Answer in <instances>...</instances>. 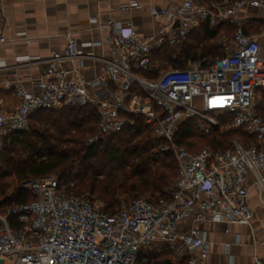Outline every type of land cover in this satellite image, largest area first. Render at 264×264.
Returning a JSON list of instances; mask_svg holds the SVG:
<instances>
[{"label": "built area", "instance_id": "built-area-1", "mask_svg": "<svg viewBox=\"0 0 264 264\" xmlns=\"http://www.w3.org/2000/svg\"><path fill=\"white\" fill-rule=\"evenodd\" d=\"M138 5L134 0L123 9ZM243 6L264 8V0H183L172 8L153 7L155 17L171 24L151 37L139 36L132 22L122 26L93 18L98 30L109 33L92 44L106 43L110 57L85 55L70 37L63 51L44 61L37 91L16 87L17 108L0 109V151L13 133L29 128L37 111L88 106L98 118L88 144L142 118L158 140L154 150L172 152L179 174L169 197L121 198L113 211L90 192L76 193L57 173L25 181L31 200L0 201V264H152L154 254L165 249L173 264H210L203 226L250 222V182L264 202V57L246 21L235 17ZM205 21H227L235 28L225 54L208 65L194 61L185 68H159L153 53L170 46L175 58ZM93 57L100 66L87 77L81 63ZM222 118L247 141L233 138L227 148L197 152L178 143L186 120H194V131L209 135ZM252 264H264V255Z\"/></svg>", "mask_w": 264, "mask_h": 264}, {"label": "trees", "instance_id": "trees-1", "mask_svg": "<svg viewBox=\"0 0 264 264\" xmlns=\"http://www.w3.org/2000/svg\"><path fill=\"white\" fill-rule=\"evenodd\" d=\"M256 22L257 19L248 22L246 31L258 30L261 23ZM234 32L235 28L228 22L213 29L205 23L195 29L175 58L173 49L165 46L153 53V59L161 69L170 63L185 68L190 60L208 65L225 54L223 45L215 41L217 37L225 33L233 38ZM147 74L154 75L153 72ZM194 123V120H186L177 138L178 143L191 152H195L192 149L197 138L210 135L194 131ZM97 125L96 112L88 106L37 111L30 119V128L13 133L1 150L0 179L15 174L16 180L23 182L58 172L60 181L73 183L76 193H83L87 188L96 192L108 211L115 209L119 194L151 193L155 197H169L168 191L179 174L178 162L172 152L154 150L158 140L153 136V128L142 118H137L134 125L88 144L87 138ZM233 133L247 141L243 131L235 129ZM212 140L217 144L216 148L230 146L225 145L227 141L217 134ZM113 164L122 168L121 172H113L112 168L108 170ZM92 172L107 173V178L95 180L90 178ZM4 186L0 182L1 194H5ZM31 199L27 190H21L16 200ZM5 201L4 204H9L12 200L7 198ZM152 264H173L171 251L165 249L154 254Z\"/></svg>", "mask_w": 264, "mask_h": 264}, {"label": "crops", "instance_id": "crops-1", "mask_svg": "<svg viewBox=\"0 0 264 264\" xmlns=\"http://www.w3.org/2000/svg\"><path fill=\"white\" fill-rule=\"evenodd\" d=\"M132 1L0 0V63L4 64L0 68V109L13 111L17 108L19 100L15 91L18 85L31 91L38 90L36 81L45 68L44 61L63 51L70 37L78 41L83 54L110 57V48L106 43L101 46L92 44L108 35L109 30H98L91 19L95 18L99 22L113 19L122 26L132 22L139 36L151 37L162 29L169 31L171 24L169 18L155 17L152 8H172L183 2L137 0L138 6L123 9ZM202 1L210 4L214 0ZM235 17L245 20L246 24L253 19L261 23L260 31L250 32L259 41L264 57V8L243 6L235 13ZM224 22L227 21L214 24L205 21L200 26L209 23L213 29ZM2 37L4 40H1ZM223 37L227 35L222 33L217 37V44L223 45ZM194 61L198 60H190L187 65ZM99 66L100 60L96 57L83 58L81 72L93 77ZM248 204L253 209L249 223L203 226L210 242V264H252L256 255H264V202L252 182L249 184Z\"/></svg>", "mask_w": 264, "mask_h": 264}, {"label": "rangeland", "instance_id": "rangeland-1", "mask_svg": "<svg viewBox=\"0 0 264 264\" xmlns=\"http://www.w3.org/2000/svg\"><path fill=\"white\" fill-rule=\"evenodd\" d=\"M260 28L261 26L259 27L258 30H254L256 32L260 31ZM232 41V37H230L229 35L225 38L224 42L223 43V47L224 49L226 50V46H229V43ZM170 65L174 66L173 64H168L166 66V68H169ZM226 120L224 118H222L220 120V127L216 130H214L209 136H206V137H203V139H194L195 140V146L194 148L192 149L193 151L196 152V150L200 149V148H203V147H212V148H216L217 147V144L212 140V137L213 135H218V137H220L221 139H225V141H227V143L225 142V145L228 144L230 145L231 144V141L233 140V138H237L239 140H242L241 139V136L237 135L236 133H233V128H231L229 125L226 124ZM30 128V126H29ZM28 128V129H29ZM0 154H1V151H0ZM112 168V171L113 172H121L117 165L116 164H113L111 166L108 167V170ZM128 168V167H127ZM58 173V172H56ZM90 178H93V179H97V180H101V179H105L107 178V173L105 174H96V173H91V176ZM11 181V184L7 185L9 182ZM0 182H3V184L5 185L4 189H5V194H1L0 193V201L5 203L7 200V198H10L12 201L9 202V204L13 203V202H16L17 198L19 197V193L25 189V186H24V182H21V181H17L16 180V176L15 174H12V176H9V177H3L0 179ZM84 192H90L92 198L94 199V201L101 205V206H104V203L102 202V200L100 198H98L97 196V193H92L90 191L89 188H87ZM151 193H145V194H140V195H128V194H119L117 197H118V201L121 199V198H125V199H133V198H136V197H151Z\"/></svg>", "mask_w": 264, "mask_h": 264}]
</instances>
